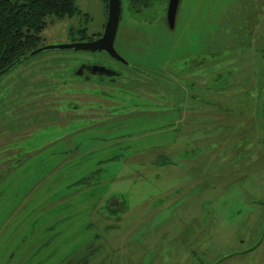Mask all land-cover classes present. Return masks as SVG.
<instances>
[{
    "label": "rangeland",
    "instance_id": "374dc122",
    "mask_svg": "<svg viewBox=\"0 0 264 264\" xmlns=\"http://www.w3.org/2000/svg\"><path fill=\"white\" fill-rule=\"evenodd\" d=\"M127 4L114 42L131 65L47 49L0 77V106L20 123L0 122V264H78L83 254L93 256L83 264H264V67L255 57L264 0H181L173 29L165 1L142 19ZM76 6L72 17L47 16L42 44L103 29V0ZM194 57L203 63L191 67ZM84 61L121 75L52 80ZM51 80L50 91L28 95L30 84ZM70 86L108 88L114 98ZM84 150L89 159L79 160ZM98 165L92 182L73 183Z\"/></svg>",
    "mask_w": 264,
    "mask_h": 264
},
{
    "label": "trees",
    "instance_id": "16d2710c",
    "mask_svg": "<svg viewBox=\"0 0 264 264\" xmlns=\"http://www.w3.org/2000/svg\"><path fill=\"white\" fill-rule=\"evenodd\" d=\"M103 1L105 3V9L107 10V0H103ZM77 9L78 8L76 6V0H0V69L4 68L9 63L16 60L17 58L22 57L25 54H28L32 49L42 45L40 32L47 25V16H51V17L55 16L59 18L71 17L77 12L76 11ZM84 29L85 28H81L79 30V32L81 31V34H82V36L79 37L80 40L93 39L94 36L99 34V33H92L91 35H88L86 29L85 30ZM29 57L30 56H28L27 58ZM24 60L25 59H22L18 63ZM120 63L124 64L122 62ZM6 73L7 72H5L4 74ZM80 77L82 76L75 74L71 70V73L68 74L67 76L63 74H58L55 77H53L52 80L54 78H58V79H61V83L66 84ZM117 77L119 78V76ZM52 80L50 82L51 83L50 85L42 86L41 83H35L34 86H32L30 84L29 87H32L33 91L28 92V95L35 97L39 95L41 93V90L43 89H46V91H50L51 86L57 85V83L52 82ZM83 80L87 81L85 79ZM107 80H108L107 82L109 83L116 81V80L111 81L109 79ZM87 82L95 83V82H98V80L92 79ZM0 85H2V83H0ZM10 87L11 89H13V85L8 86V92L10 90V93H11ZM261 87H262L261 94H263L264 84H262ZM68 88L72 92L80 91L84 89V91L90 90L93 93H97L98 95H103L107 98H112V99L114 98L112 97V94L110 92H102L101 87H98V86L94 88H79V87L70 86ZM22 90L23 89L20 90V94L23 93L21 92ZM28 95H25L24 97H21V98L19 96L14 95L13 101L15 103H18L21 101V102H28V103H33V104H36L38 102L36 98H33L32 101H25L29 97ZM48 98H50L49 95L45 96L42 102H44ZM57 100H58V103L61 101H65V103L63 104L65 105L67 104L66 101L68 99L63 100L62 98H59ZM1 101L3 102V99H0V102ZM71 101L68 102L70 104L67 107L71 108L73 111L78 110L79 109L78 104H72ZM91 103H94V102L92 101ZM57 104L55 106L58 108ZM95 105H96V109H98L100 106H102V103L95 102ZM5 111H7L6 114H5ZM100 112L105 113L103 111H100ZM79 118H84V117H79ZM87 118H90V117H87ZM105 118L109 119V124L116 122L115 119L112 118V115H110L109 113H106ZM70 120H73V119H70ZM0 122L2 123L1 128L4 127L5 124H7L6 126L14 130H16L17 126L20 125L17 118H12L8 114V110L6 109L5 104L0 106ZM89 122L90 123L85 126L95 124V122H92L91 120H89ZM13 127H16V128H13ZM84 141H87V138L85 136L80 139V144L84 143ZM77 144H79V142H77ZM67 151L68 150H63L64 153ZM0 152H2V150ZM58 152L60 151H57L56 153ZM91 152L92 151L89 152V151L84 150L83 153L79 155V160L80 159L88 160L89 159L88 154H90ZM98 162L103 163L104 161L99 160ZM0 165L3 166V163L0 162ZM89 166H86L85 172ZM100 169H101V165L92 166L91 168L87 170L86 173H83L81 176L75 179L73 183L88 184L92 182V176L98 173Z\"/></svg>",
    "mask_w": 264,
    "mask_h": 264
},
{
    "label": "water",
    "instance_id": "95a60500",
    "mask_svg": "<svg viewBox=\"0 0 264 264\" xmlns=\"http://www.w3.org/2000/svg\"><path fill=\"white\" fill-rule=\"evenodd\" d=\"M180 0H168L167 3V23L170 28H173L175 25V17ZM121 0H107V17L104 25L103 33L90 40H75L69 42H61V43H52V44H42L34 49H32L28 54H25L22 57L17 58L16 60L9 63L4 68L0 69V76H2L5 72H8L11 68H13L20 60L26 59L28 56H33L47 49H74V50H84L90 52H100L105 51L111 57L123 62L127 63L128 60L120 55L114 46V41L116 38V33L120 20V12H121ZM91 72L95 73H106L113 74V70L107 68L104 65H98L97 63H93L90 65ZM83 65H80L78 69H76L75 74L81 75L83 72ZM116 199H113L109 202L110 205L115 203Z\"/></svg>",
    "mask_w": 264,
    "mask_h": 264
},
{
    "label": "flooded vegetation",
    "instance_id": "af4514ba",
    "mask_svg": "<svg viewBox=\"0 0 264 264\" xmlns=\"http://www.w3.org/2000/svg\"><path fill=\"white\" fill-rule=\"evenodd\" d=\"M126 1H127V3H128L127 6H128V8H129L130 12H131L132 14H134L138 19H142V18L147 17V14L149 15V18H151L152 15H153V9L156 7V5L162 3V1H165V2H166V4L164 5V9H165V13L167 12V3H168V0H126ZM180 3H181V0L179 1V4H180ZM179 4H178V8H179ZM120 8H121V11H122V6H121ZM178 8H177L176 17H175V24H176V19H177ZM121 16H122V14H121V12H120V17H121ZM71 17H72V16H71ZM249 18H250V17H249ZM166 19H167V17H166ZM247 19H248V17H247ZM105 21H106V20H105ZM105 21H104V24H103V29H102L100 32H98L99 34L96 35V36H94V38L100 36V35L103 33L104 25H105ZM119 21H120V20H119ZM167 24H168V23H167ZM174 26H175V25H174ZM136 29L141 30L140 28H136ZM172 29H173V28H172ZM71 30H72V29H70V30L68 31V33L71 32ZM248 30H249V28L247 29V31H248ZM143 34L145 35V32H143ZM144 35H142V36H144ZM116 36H117V34H116ZM75 40H80V39H79V38H74V37H73V38H72V41H75ZM85 40H90V39H85ZM114 46H115V42H114ZM82 51H84V50H82ZM86 52H90V51H86ZM91 53H102V54H104V55H106V56L112 58V59L115 60L117 63L121 64V63H120L121 61H119V60H117V59L111 57V56H110L108 53H106L105 51L91 52ZM257 54H260V55L258 56ZM255 57H256V60H257L256 65H257V66H263V67H264V50H263V49L256 50V51H255ZM93 63H97L98 65H100V64H102V65H106V67L109 68V69H111V70H113L114 73H113V74H106V73H102V74H100V73H95V74H93V73L91 72V69H90V67H91L90 65H92ZM122 63H123V62H122ZM202 63H203V62H200L199 59H197V58L195 59V57H194L193 60L191 61V65H190V66H191V67H194L195 65H200V64H202ZM78 64H81V65L84 66V68H83V72H82L81 76H82L84 79H86L87 81L92 80V79H97L99 83H104V82H107V81H108L107 79H109V80H111V81H115V80L118 79L117 76H120V75H121L120 68L115 67V66H113V65L104 64V63H98V62H95V61H84V62H78ZM78 64H75V67L72 69V72L75 73L76 69L79 68L80 65L78 66ZM124 64H130V63H124ZM107 83H109V82H107ZM193 83H194V81H193V82L191 81V83H189V84H190V85H193ZM101 89H102V92H103V91H104V92H111V90L108 89V88H101ZM196 96H197V95H191V96H188V97L185 96V98H186V99H189V98H191V99H195ZM176 110H178V111H176V113H178V114H182V113H185V114H186V113H188V112H186L187 110L182 111V108H181L179 105L177 106V109H176ZM171 112H172V114H175L174 111H171ZM101 165H102V164H101ZM113 199H116L114 204L110 205V204L108 203V205L110 206V208H114V206H118L119 203H120L118 198H112V199H110V201L113 200ZM90 254H92V250L90 251ZM90 257L93 258V256H91V255L83 254V255L78 259V264L87 263Z\"/></svg>",
    "mask_w": 264,
    "mask_h": 264
}]
</instances>
